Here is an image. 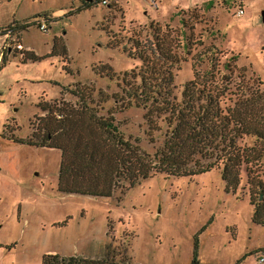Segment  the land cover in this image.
<instances>
[{
  "label": "rangeland",
  "instance_id": "obj_1",
  "mask_svg": "<svg viewBox=\"0 0 264 264\" xmlns=\"http://www.w3.org/2000/svg\"><path fill=\"white\" fill-rule=\"evenodd\" d=\"M149 1L90 0V7L67 15L86 1L0 0V30L48 18L43 31L35 23L20 31L23 47L39 59L22 61L17 51L0 57V264H40L45 253L96 258L107 244L124 246L129 264H190L193 256L198 264H260L259 258L264 264V226L251 220L243 171L233 187L212 169L154 174L110 197L62 193L56 189L59 150L7 138L29 137L45 113L37 103L57 100L62 88L69 89L64 101H78L76 85L97 115L112 112L123 135L139 138L151 152L162 130L149 143L140 108L111 110L118 77L139 63L124 54L126 39L149 41V23L175 37L174 51L184 58L172 69L177 97L193 73L207 77L208 70L214 81L228 76L232 90L247 77L264 86V0H156L157 8ZM179 4L187 7L182 13ZM110 34L118 42L109 46ZM54 37L62 38L68 70L50 54ZM101 64L110 66L113 79ZM98 90L109 98L101 101ZM242 143L255 144L250 136ZM257 165L264 182V155Z\"/></svg>",
  "mask_w": 264,
  "mask_h": 264
},
{
  "label": "trees",
  "instance_id": "obj_2",
  "mask_svg": "<svg viewBox=\"0 0 264 264\" xmlns=\"http://www.w3.org/2000/svg\"><path fill=\"white\" fill-rule=\"evenodd\" d=\"M91 5L86 1L67 15ZM40 21L46 26L48 18L40 15L36 21L12 23L0 32L12 26L20 33L30 24L38 26ZM149 26V41L140 42L134 36L126 39L124 54L139 63L118 77L119 92L111 95L114 102L111 110L140 108L145 124L143 134L149 143L155 142L152 133L162 130L160 142L151 152L140 147L139 138L123 135L112 112L97 115L93 106L83 102V91L76 85L72 94L78 97L77 103L64 101L62 96L69 89L62 88L57 100L37 103L45 113L37 117L35 131L29 137L8 135L7 138L58 149L56 189L62 193L110 197L114 191L122 193L127 186L154 174L193 176L212 169L219 170L226 187H233L243 171L252 207L251 220L264 226V182L257 169L264 146L256 144L264 141V86L261 81L251 85L247 77L232 90L228 76L220 75L214 81L213 73L208 70L207 77L193 73L182 84L177 97L172 69L184 58L174 51L175 37L168 36L167 31L161 32L156 22ZM117 42L110 34L107 44ZM50 54L60 56L68 70L61 37L53 38ZM39 58L25 50L21 60ZM100 66L106 70L108 79L114 78L109 65ZM240 70L245 71L242 67ZM240 76L243 81V74ZM98 93L102 95L101 101L109 98L99 90ZM247 136L254 138L255 144L242 143ZM40 264H129V258L124 246L107 244L100 257L45 253ZM190 264H198L194 256Z\"/></svg>",
  "mask_w": 264,
  "mask_h": 264
},
{
  "label": "built area",
  "instance_id": "obj_3",
  "mask_svg": "<svg viewBox=\"0 0 264 264\" xmlns=\"http://www.w3.org/2000/svg\"><path fill=\"white\" fill-rule=\"evenodd\" d=\"M152 3H154L153 0H150ZM104 2V0H102ZM242 12L241 7H238L235 11L236 15H239ZM39 30H45V24H43L42 21L38 24ZM20 33L14 30V28L11 26L10 28L3 31V33H0V57L4 53H10L11 51H17L22 55V52L25 51V47H23L22 43L19 41ZM257 261L261 264L263 259L259 258Z\"/></svg>",
  "mask_w": 264,
  "mask_h": 264
},
{
  "label": "crops",
  "instance_id": "obj_4",
  "mask_svg": "<svg viewBox=\"0 0 264 264\" xmlns=\"http://www.w3.org/2000/svg\"><path fill=\"white\" fill-rule=\"evenodd\" d=\"M149 1V0H148ZM154 1V3H153V6L155 7V8H157V4H156V0H153ZM150 2V1H149ZM178 7H179V9H180V12L181 11H183V10H186L187 9V7H185V6H181V8H180V4L178 5ZM19 41H20V36H19ZM21 42V41H20ZM25 49L27 50V51H30L31 50V52H32V48H30V47H25ZM33 54H35L34 53V51L32 52ZM36 55V54H35Z\"/></svg>",
  "mask_w": 264,
  "mask_h": 264
},
{
  "label": "water",
  "instance_id": "obj_5",
  "mask_svg": "<svg viewBox=\"0 0 264 264\" xmlns=\"http://www.w3.org/2000/svg\"><path fill=\"white\" fill-rule=\"evenodd\" d=\"M83 1H90V0H83ZM260 18H261V21L264 23V10L260 11Z\"/></svg>",
  "mask_w": 264,
  "mask_h": 264
}]
</instances>
